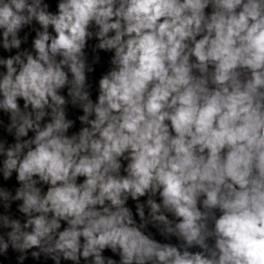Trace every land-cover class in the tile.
Returning a JSON list of instances; mask_svg holds the SVG:
<instances>
[{
    "label": "clouds",
    "instance_id": "clouds-1",
    "mask_svg": "<svg viewBox=\"0 0 264 264\" xmlns=\"http://www.w3.org/2000/svg\"><path fill=\"white\" fill-rule=\"evenodd\" d=\"M29 261L264 264V0H0V264Z\"/></svg>",
    "mask_w": 264,
    "mask_h": 264
},
{
    "label": "water",
    "instance_id": "water-1",
    "mask_svg": "<svg viewBox=\"0 0 264 264\" xmlns=\"http://www.w3.org/2000/svg\"><path fill=\"white\" fill-rule=\"evenodd\" d=\"M106 66H107V65H106ZM106 66H105V67H106ZM99 74H100V72L98 71V72L96 73V75L99 76ZM28 264H33V262H32V261H29Z\"/></svg>",
    "mask_w": 264,
    "mask_h": 264
}]
</instances>
